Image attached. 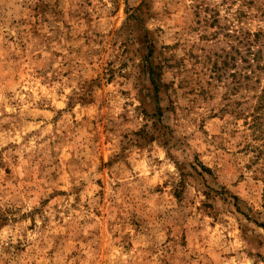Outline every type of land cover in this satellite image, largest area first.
I'll return each mask as SVG.
<instances>
[{
  "label": "rangeland",
  "instance_id": "374dc122",
  "mask_svg": "<svg viewBox=\"0 0 264 264\" xmlns=\"http://www.w3.org/2000/svg\"><path fill=\"white\" fill-rule=\"evenodd\" d=\"M0 264H264V0H0Z\"/></svg>",
  "mask_w": 264,
  "mask_h": 264
}]
</instances>
